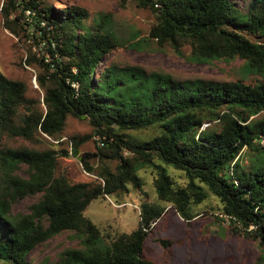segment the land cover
I'll use <instances>...</instances> for the list:
<instances>
[{
  "label": "trees",
  "instance_id": "trees-1",
  "mask_svg": "<svg viewBox=\"0 0 264 264\" xmlns=\"http://www.w3.org/2000/svg\"><path fill=\"white\" fill-rule=\"evenodd\" d=\"M135 1L154 14L148 39L158 46L178 51L188 43L201 61L239 57L261 79L253 86L181 81L106 64V55L120 45L106 16L90 28L82 8L40 0L46 26L28 32L14 0H4L3 27L18 39H38L42 55L28 49L25 61L38 64L33 77L45 109L26 95L25 82L0 72V138L33 140L38 134L61 143L68 117H76L88 119L102 144L97 153L80 154L85 135L71 136L70 150L0 147V261L30 264L35 246L69 230L81 246L64 249L59 264H151L143 246L165 210L160 202L190 220L191 207L213 197L221 215L216 218L226 217L236 232L256 240L263 253L255 264H264V119L257 116L264 112V42L252 39L264 37V0H246L245 7L236 0ZM144 130V138L129 133ZM244 151L250 160L245 165ZM69 154L100 181L56 176L57 157ZM21 166L26 177L14 174ZM145 168L155 174L158 202H142L137 228L106 243L84 210L94 199L128 192L129 184L141 188L138 171ZM168 168L183 172L186 182L176 183ZM34 194L40 197L27 213L11 212L14 200Z\"/></svg>",
  "mask_w": 264,
  "mask_h": 264
},
{
  "label": "rangeland",
  "instance_id": "rangeland-1",
  "mask_svg": "<svg viewBox=\"0 0 264 264\" xmlns=\"http://www.w3.org/2000/svg\"><path fill=\"white\" fill-rule=\"evenodd\" d=\"M4 0H0V9ZM58 8L75 5L87 13L85 25L93 28L100 16H106L109 29L120 43L105 57L106 64L118 67H135L146 74H169L176 80H203L207 82H236L253 86L261 77L244 66L243 59L196 60L191 54L190 45L184 43L177 51L171 45L158 46L148 39V32L155 23L154 14L135 0H44ZM241 7L246 0H236ZM14 15V14H13ZM12 15V17H13ZM11 17V18H12ZM254 41L264 42V37H252ZM38 39L31 36L17 37L3 27L0 13V72L11 79L22 80L27 86L26 95L37 98L40 108L42 90L33 83V76L38 73V64L28 65L25 61L27 50L36 56L42 55L36 44ZM135 44V45H134ZM96 67V74L101 70ZM264 119V112L257 115ZM149 130L129 132L132 136L144 138ZM88 135L79 147L83 152L97 153L101 141L86 118L68 117L60 135L61 143L51 138L35 136L33 140L3 135L0 147L43 150L52 148L56 151L70 150L67 143L71 136ZM125 154V153H123ZM249 154L244 151L241 161L249 163ZM91 162L98 168L95 159ZM112 167L115 161L109 163ZM170 175L178 184H184L183 172L168 168ZM1 174V172H0ZM14 174L26 177V167L21 166ZM55 175H64L71 182L99 180L95 174L87 172L77 156L59 155L56 160ZM141 188L128 185V192L100 197L91 201L83 214L99 228L103 240L108 243L121 233H130L139 223V210L142 202H158L154 190L155 174L152 169L138 171ZM0 179V187L3 186ZM40 194L26 195L11 203V212L23 214L36 202ZM160 202V201H159ZM165 210L158 222L148 232L143 246V257L151 264H255L263 251L256 240L236 232L226 217L217 209V200L209 197L203 203L192 206L194 215L190 220L184 219L172 206L160 202ZM138 207V208H137ZM161 240L167 243L162 244ZM79 238L73 231H62L45 242L35 246L28 254L30 264H59L60 253L70 247L79 248ZM0 264H7L0 261Z\"/></svg>",
  "mask_w": 264,
  "mask_h": 264
},
{
  "label": "built area",
  "instance_id": "built-area-1",
  "mask_svg": "<svg viewBox=\"0 0 264 264\" xmlns=\"http://www.w3.org/2000/svg\"><path fill=\"white\" fill-rule=\"evenodd\" d=\"M14 2L17 7L15 12L19 16V22L26 31L32 32L37 30L36 28L46 26V19L42 17L44 13L39 9L40 0H14ZM33 83L36 85L34 77Z\"/></svg>",
  "mask_w": 264,
  "mask_h": 264
}]
</instances>
